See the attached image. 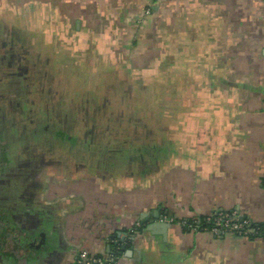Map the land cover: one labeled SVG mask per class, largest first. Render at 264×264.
Instances as JSON below:
<instances>
[{
  "label": "crops",
  "instance_id": "crops-1",
  "mask_svg": "<svg viewBox=\"0 0 264 264\" xmlns=\"http://www.w3.org/2000/svg\"><path fill=\"white\" fill-rule=\"evenodd\" d=\"M77 55L105 71L52 107L38 71ZM111 102L136 129H94ZM263 179L264 0H0V264L113 236L118 264H264L261 238L180 224L264 221Z\"/></svg>",
  "mask_w": 264,
  "mask_h": 264
},
{
  "label": "rangeland",
  "instance_id": "rangeland-1",
  "mask_svg": "<svg viewBox=\"0 0 264 264\" xmlns=\"http://www.w3.org/2000/svg\"><path fill=\"white\" fill-rule=\"evenodd\" d=\"M66 56V55H65ZM68 56V55H67ZM47 57L48 55H44V60H47ZM62 59V58H61ZM76 60L79 62V68L77 66V68L75 70H64V69H61V70H55V69H46L44 71H41L39 69L38 73L40 75V73L42 74V72H44V78H43V82L45 84V88L46 89H49L52 91L51 94H48L46 97L48 98L49 102L51 104H54L55 102L58 101V99H63V100H66V99H69V97H66V94L69 91V88L71 87V85L77 89H82V87H86V88H89L87 85H80L78 84V82L82 81V79L84 77H87L88 81L91 80V79H98V77L100 78L101 75H102V72L105 71L104 70V66L106 65L105 62L101 61L98 62V64L96 65V68L95 69H88V67H85V58L84 57H81V55H77L76 57ZM85 63V64H84ZM67 64V63H66ZM109 64V63H107ZM112 64V63H111ZM69 65V64H68ZM71 65V63H70ZM82 66V67H80ZM114 66V64L112 65ZM73 71V72H72ZM69 78H71V80H75L77 81V85L74 86L73 85V82L72 81H69ZM70 83V84H69ZM86 84H88L86 82ZM109 88V91H111L112 93H115V86H108ZM113 89V91L111 90ZM100 93L102 94L103 92L100 91ZM119 93V92H118ZM50 104V105H51ZM67 107H70L72 108V104L68 101V103H65ZM49 105V106H50ZM116 103H113L111 102L110 104V107H111V110L110 111H102V108L99 107V109L97 110L98 113H97V118H95L94 120V123H91L95 128V130H98L100 129L101 127L104 128L106 127V122H109L111 123L109 127H115V125L119 122L122 126L126 127L127 128V131L130 132L132 131L133 128L136 129V126L135 124L132 123V119L130 118H127V116H129V114H131V111L129 110L128 111H124V115L125 117L123 119H118L116 118V114H117V106H115ZM52 107L54 106L55 107V104L54 105H51ZM50 106V107H51ZM133 106V105H132ZM75 108V106H74ZM131 108V107H130ZM109 110V107L108 109ZM81 115H79V119H83L82 116H84L83 112L80 111ZM130 117V116H129ZM109 118V119H108ZM64 120V118L61 119V121ZM82 121V120H81ZM64 124H68L67 122H64L62 121ZM81 123V122H80ZM89 123L86 122V123H81V125H88ZM121 126V127H122ZM62 154V153H61Z\"/></svg>",
  "mask_w": 264,
  "mask_h": 264
},
{
  "label": "built area",
  "instance_id": "built-area-1",
  "mask_svg": "<svg viewBox=\"0 0 264 264\" xmlns=\"http://www.w3.org/2000/svg\"><path fill=\"white\" fill-rule=\"evenodd\" d=\"M149 12V9L146 11ZM264 185V179L262 181ZM205 223L202 227L208 229L212 233L218 235L224 231H231L236 235L248 236L250 234H256V230L252 227H249V221L247 219L241 218L235 212L228 211H218L205 218ZM181 226L199 228L201 227L200 221H180ZM209 224V225H208ZM264 240V236H257ZM108 242L116 244V249H121V245L116 239H107ZM120 252L116 253L114 251L109 252L108 254H95L90 253L87 250H80L74 259L73 264H118L119 263Z\"/></svg>",
  "mask_w": 264,
  "mask_h": 264
},
{
  "label": "trees",
  "instance_id": "trees-1",
  "mask_svg": "<svg viewBox=\"0 0 264 264\" xmlns=\"http://www.w3.org/2000/svg\"><path fill=\"white\" fill-rule=\"evenodd\" d=\"M201 224H202L201 226L207 225V223H205V220H201ZM249 227L254 228L256 230V234L255 235L254 234L253 235L250 234V235H248V237H250V238H256L257 236H264V221H262V222H250L249 223ZM112 239H116V236H113ZM117 242H118V245H119V241H117ZM111 247H112V250L114 252H116V253H119L120 252V249H116L115 248L116 247V244L111 243Z\"/></svg>",
  "mask_w": 264,
  "mask_h": 264
},
{
  "label": "water",
  "instance_id": "water-1",
  "mask_svg": "<svg viewBox=\"0 0 264 264\" xmlns=\"http://www.w3.org/2000/svg\"><path fill=\"white\" fill-rule=\"evenodd\" d=\"M121 240L123 241L124 240V237H121ZM126 245H122V249H125ZM108 250H110V246L108 245Z\"/></svg>",
  "mask_w": 264,
  "mask_h": 264
}]
</instances>
